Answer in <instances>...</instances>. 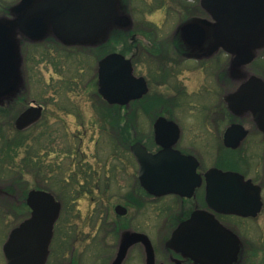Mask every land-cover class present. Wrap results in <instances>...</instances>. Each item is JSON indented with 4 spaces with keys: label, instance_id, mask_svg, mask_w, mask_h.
I'll return each mask as SVG.
<instances>
[{
    "label": "rangeland",
    "instance_id": "rangeland-1",
    "mask_svg": "<svg viewBox=\"0 0 264 264\" xmlns=\"http://www.w3.org/2000/svg\"><path fill=\"white\" fill-rule=\"evenodd\" d=\"M19 1L0 0V21L3 20L1 16L3 11L7 8L12 10ZM194 2L198 4L199 0H124L125 15L128 14L127 17L136 23L138 28L136 36L140 41V47L136 50L130 49L131 41L126 39L125 46L129 48V53L132 50L145 53L159 52L157 45L153 43L154 39L162 40L167 48L169 47L170 52L174 51L170 39L178 27L196 17H207V13L201 7L198 12L187 10L186 5H196ZM18 44L19 48L23 47L21 53L24 56L25 66L21 73L24 74L25 85L21 95L14 98L15 101L6 103L10 107L8 114L3 116L2 122L6 129L10 126L11 129L18 131L15 120L30 105L43 104L45 111L44 118L36 125L37 127L33 126L26 130L27 134L33 133L28 135L24 143L29 145L27 147L30 149L22 146L16 164L9 165L10 168L0 166V264H6L3 245L11 230L30 215L27 205L24 202L21 205L22 199L27 198L29 191L44 188V190L50 188L49 191L55 192L64 202V210L57 223L55 239L51 247L52 257H56L67 248L65 259L67 263L74 251V264H110L116 255L121 236L116 238L111 234L105 236L106 232L102 228L104 213L101 212L99 217V205L91 200V196L84 193V189L88 186L80 184H87L82 174L88 173L92 178L95 171H100L102 180H105L102 181L103 187L106 183L111 186L106 193L107 206L112 209L108 221L111 222L115 218V205L121 203L126 205L125 197L132 195L130 206H127L129 215L122 219L123 225L133 231L148 233L157 245V239L163 232L162 221L165 216L161 214L162 210L169 207L176 211L174 200L167 198L153 204L152 199L148 198L141 188L137 189L138 194L135 195L132 176L135 175L138 167L129 153L123 155L124 163L121 164L126 168L120 167L117 172L115 171L116 165L120 163L114 156V130L108 127L109 125L103 126L101 112L103 106H99L102 104L96 96L98 60L105 52L124 53L121 50L123 47L121 48L115 40L108 42L105 49L97 50L87 49L86 44L78 46L80 48H68L52 43L25 44L21 37H18ZM129 53L126 55L129 56ZM138 58L141 60L138 73L145 77L152 74L147 55ZM225 58L223 56L221 59L224 63ZM142 61H145L144 64ZM261 61L264 63V58ZM256 68H261L260 63ZM220 69L221 66L215 64L213 60L182 61V83L185 86L182 108L171 104L169 114L182 122V130L187 138L190 137L189 133H195L201 138L196 148L202 157L204 169L224 165L225 168L229 166L246 171L249 177L264 181V146L258 151L246 155L239 154L235 156V160L228 161L227 155L222 156L224 151L223 148L220 149V141L214 139L215 125L212 122L216 110L214 107L220 106L224 93L221 85H217L216 82L215 74L220 72ZM18 84L20 77L17 86ZM156 92L164 93V97L170 94L166 88L156 89ZM144 106V108H134L131 114H134V118L131 116L129 119L134 129V138L130 140L129 146L136 141H142L147 145L151 143L152 130L148 116L152 110ZM161 108L159 106L154 111L157 112ZM109 109L112 112L115 110ZM119 111L126 125L125 122L129 120H125L124 116L128 110L119 108ZM224 125L221 123V131ZM33 137L36 143L31 148ZM189 141L188 139L187 142ZM249 142L250 140L247 141L248 144ZM28 151L32 152V158L27 162V166L21 165V160L24 162ZM79 160H82L81 164L78 163ZM11 178L19 182V188H17L18 193L8 195L3 191V185L9 184ZM71 178L75 180L73 186L65 182ZM94 195H98V192ZM260 221L262 230L259 231L252 224V230L248 234L252 244L261 243L260 247L253 245L254 247L251 248L250 264H264V215ZM169 232L170 230L166 232L167 236ZM66 236L71 239L69 245L62 243V239ZM108 252H110L109 257L105 256ZM49 264L54 263L51 261ZM124 264H146L142 248L136 246L132 249L131 258Z\"/></svg>",
    "mask_w": 264,
    "mask_h": 264
},
{
    "label": "flooded vegetation",
    "instance_id": "flooded-vegetation-1",
    "mask_svg": "<svg viewBox=\"0 0 264 264\" xmlns=\"http://www.w3.org/2000/svg\"><path fill=\"white\" fill-rule=\"evenodd\" d=\"M62 1L63 0H35L34 5L29 10L21 14L20 20L21 22H27L34 15L44 17L46 23H48L46 34L41 39L34 40L29 38L19 30L15 32L16 38H23L25 44H27L28 42L35 44L47 43L48 45L52 43L68 48H74L86 44L88 45L86 48L89 50L105 49L108 42L115 40L117 44H120L121 48L123 47V49L121 50L125 54L117 51H111L109 53L105 52L104 55L98 60L96 82L98 89L100 61L112 53H119L124 55L126 59H129L132 63L134 76L145 79L148 91L140 99L132 100L127 105L117 104L110 106H117L119 108L127 109L128 112L124 116L125 120H129L130 117L133 116H130V114H132L134 108H140L141 106L147 105L152 110L151 114L148 116V119L151 121L152 130L151 143L147 145L142 141L136 142H141L142 144H144L147 150L153 155L159 153L163 149L162 144H160L156 140V122L161 117L176 122L180 128V133L176 137V134L172 131L164 132V135L166 136V141L164 143L171 145L172 149L175 151H179L182 156L184 155L195 157L199 163L197 167V174L200 175L201 181L199 186H196L190 195L187 194V187L190 186L193 182L187 181V166L186 164L182 163V195L170 193L162 196H157L155 194L149 193L142 186L141 180L139 178L140 167L136 160V157L132 154L131 151V146L136 142H134L129 147V154L132 155V158L138 167L137 172L132 176V187L135 195L138 194L137 189L141 188L145 195H147L148 198L152 199L153 204L159 203L163 199L171 198L174 200L173 205H176L177 208L176 211L175 209L171 210V208L169 207L166 208V210H162L161 214L165 216L162 221L163 232L157 239V245L155 244L154 239L150 237L148 233L133 231L129 227H125L123 225L122 219L127 218L129 215L128 207L130 206L132 195H127V197H125L124 203L126 205H123L122 203L115 205V218L113 219V221L109 222L108 218L112 209L111 207L107 206L108 204L106 203V193H108V191L110 190L109 188H111L110 184L106 183V186H102V183L105 180H102L100 171H95V173L92 175V178L88 173H81L85 177L84 180L87 182V184H80L82 186H88L86 189H84V193L91 196V200L94 203L97 202V204L99 205V217H101V212L104 213L102 228H104L106 232L105 236L111 234L115 236V238L117 236H121L122 239V236L125 232L144 233L150 238L152 242L155 251L156 264H195L192 259L187 258L182 253L168 247L167 242L181 224L191 220L196 211L203 210L209 215L213 216V219L217 222V224L212 223L213 227L211 236L214 249V258L216 259V261L219 264H250V250L256 244L251 243L252 241L248 238V234H250L249 232H251L252 230V224L259 231L262 230V222L260 221V219L264 215V181L255 180L249 177L246 171L231 168L229 166L228 168H225L224 165H221L220 167L213 166L204 169L202 164V157L200 156L196 148V144L199 140H201V138L195 133H189L190 137L187 138L186 134H184L185 132H183L182 130V122L177 121L175 118H172L169 114V109L171 107V104L179 105L182 108V98L185 95V86L182 83V61L190 60L202 62L213 60L215 64H219L221 66L220 72L218 71V73L215 75L217 85H221V88L224 92L221 97V104H219L220 106L214 107L216 108V110L214 111V120L212 121L215 125V132L213 134L214 139L220 141V149L223 148L222 151H224V153H222V156L227 155V160L231 161L235 160V156L239 154L246 155L250 152L260 150L262 148L261 146H264V86L262 84L264 83V65H262L264 63L261 61V59L264 58V18L261 21V23L263 24L257 32L245 31L237 34L233 31L224 29L219 24V22L215 20L214 17L203 7L202 0H199L198 4L194 2V4L196 5H186V7L187 10L192 9L194 12H198L200 10L199 7H201L207 13V17H196L193 20L200 21L202 19H208L212 22L209 25L200 23L206 31V42L202 47H191L186 44L183 39L182 28L187 23H182V25L178 27V30L175 31V34L170 39L172 40L171 44L173 43L174 51L170 52L168 50L169 47L167 48L165 42H163L162 40L154 39L153 43L157 45V49L160 50L159 52L147 51L145 53L140 51L134 52L132 50V52L129 53V48L125 46V44L123 43V39H129L131 41L130 49L136 50L140 47V41L136 36V32L138 31L136 23L134 22V20L127 17L129 16L128 14L127 16L125 15L126 4L124 3V0H86L88 7H91L92 4L95 5V2H97L99 4V13L97 15L96 12H90V10H88L87 8L85 9L88 12L84 14L83 23H88V31L84 32L83 35L79 33L70 34L64 32L63 30L58 28V23L62 22L55 19V14L43 13L44 9H46L47 7H52L55 3L61 4ZM107 4L110 8V14L108 18L106 14ZM262 9L264 10V0ZM1 16L3 20L6 21H10L16 18V15L10 8L5 9ZM96 16L98 17V19L96 18ZM124 16L128 18V21H126V23H124L125 20H123ZM214 44L219 45L218 51L214 55L209 56L208 52ZM22 48H19L20 84H18V86L16 85L12 91L4 96L2 100H0V104L2 105L15 101L14 98H16L18 95H21V90H23L24 88L25 79L23 76L24 74H22L21 71L24 69L25 60L24 56L22 55L23 53H21ZM128 53L129 56L126 55ZM144 55H147L148 57V64L152 72V74L148 75L147 77L141 75L137 71L139 63H141V60L138 57ZM220 55L226 57L225 63L221 60L223 59V56ZM144 62L145 61H142L143 64ZM258 63H260L261 65V68L259 69L256 68V65ZM161 88H166V90H168L170 94L164 97V93H157L156 89ZM96 96L99 98V102L102 104L99 106L108 104L105 99H103V97L99 94V92ZM36 105L43 107V116L40 120L41 122L44 118L45 105ZM159 106L162 107L161 110L155 112V108H158ZM129 108H131L132 110H129ZM257 112L259 113V115L256 114ZM256 116L259 120L256 119ZM221 123L225 124L223 131H221ZM235 124L241 125L246 131V134L236 147H230L226 144V134L227 131ZM238 135L239 133H233L232 135H230L231 140L229 141V143L235 144V137ZM115 136L117 138H121L123 136V133H115ZM188 139L190 140L189 142H187ZM248 140H250L249 144L247 143ZM114 145H118L119 147H121L122 142L117 140L115 141ZM119 147L114 149V156L120 163V165H116L115 167L116 172L120 169V167L126 168V166L121 165L122 163H124V159L123 151ZM81 162L82 160L78 161V163L80 164ZM211 169H217L219 171H222L223 173H239L244 177L245 181L234 179L228 181H215L214 183H216L217 186H215L212 191H209L206 175ZM73 174H75V172ZM78 175L80 174L78 173ZM65 182H68L72 186L75 185V180H72V178L71 180H65ZM91 182L93 183L91 184ZM235 184H238V188L234 187ZM152 185L168 186L170 184L166 182L158 183V181H153ZM95 192H98V195H94ZM209 198L213 199L217 203V209L210 207L208 201ZM56 199L61 203V217L64 210V202L57 196ZM252 200L254 201L253 204H251ZM23 202L27 205L28 209H30L27 204V199L23 198L21 205H23ZM257 205L260 206V209L255 215H253L252 211L257 208ZM118 206H122L124 210L120 209L121 211L118 212ZM224 209H230L238 212L228 213L224 212ZM59 219L57 220L54 227V237L52 240V244L55 239L57 223ZM208 222L206 220H199L196 223V227H206ZM169 230L170 232L167 236L166 232ZM228 231L237 236L239 240V243L237 244V260L233 262H231L230 259L234 255L233 252L236 249V243L234 242V239L229 236ZM121 239L117 246L116 255L114 256L111 263L117 256ZM70 242L71 239H69L68 236L62 239V243H64V245H69ZM260 244L261 243H258L256 246L260 247ZM72 246L74 249V245ZM136 246H140L142 248L146 263L145 248L142 244H136L132 246L124 263L126 262V260L131 258L132 249H134ZM66 249L67 248L63 249L62 252H60L56 257L53 258L52 249L50 248V255L47 264H49L51 261H53L54 264H74V251H72L70 256L71 259L67 263L65 260L67 257ZM109 255L110 252L106 253L105 256L109 257Z\"/></svg>",
    "mask_w": 264,
    "mask_h": 264
},
{
    "label": "water",
    "instance_id": "water-1",
    "mask_svg": "<svg viewBox=\"0 0 264 264\" xmlns=\"http://www.w3.org/2000/svg\"><path fill=\"white\" fill-rule=\"evenodd\" d=\"M35 0H21L12 11L16 18L10 21H0V100L4 98L17 85L19 75V44L15 32L22 31L29 38L41 39L48 29L45 18L34 15L27 22H21V14L34 5ZM203 7L226 30L235 33L245 31L257 32L263 23V0H202ZM99 13V4L95 2L91 7L86 0H63L61 4L55 3L52 7L44 9V14H55V19L61 21L58 28L70 34L81 35L88 31V23H83L85 9ZM107 18L110 8L107 4ZM98 19V17L96 16ZM123 20L128 21L127 17ZM209 25L208 19L192 20L183 26V39L188 46L202 47L206 42L205 28L200 24ZM97 30V29H96ZM218 44H214L208 54L214 55L218 51ZM250 61V60H249ZM264 86V83H262ZM99 94L112 105H127L132 100L140 99L147 93L148 87L144 78L135 77L133 66L129 59L119 53H112L100 61L99 64ZM243 89V88H242ZM241 89V92H242ZM259 115V113H256ZM43 116V107L30 105L16 119L17 130L24 131L36 125ZM256 119L258 117L256 116ZM259 120V119H258ZM156 140L162 144L163 149L153 155L142 143H135L131 151L139 163V178L142 186L151 194L162 196L170 193L182 195V163L187 166V181L193 182L187 187V194H191L199 186L201 177L197 174L198 160L193 156H182L179 151L172 149L171 145L164 143V132L180 133L178 124L161 117L155 124ZM239 133L235 137V144L229 143L230 135ZM246 131L241 125L232 126L226 134V144L236 147L244 138ZM207 176L209 191L217 186L215 181L240 180L245 181L239 173H223L211 169ZM153 181L166 182L168 186H153ZM249 185V184H248ZM251 185V184H250ZM252 186V185H251ZM238 188V184H235ZM253 187V186H252ZM211 208L217 209V203L209 198ZM253 200L251 204H253ZM27 204L31 208V216L15 227L9 234L3 246V253L7 264H46L50 255V245L54 236V227L61 213V203L54 194L42 189H33L27 196ZM258 204V203H256ZM124 210L122 206L117 211ZM260 209L252 211L255 215ZM224 212H238L224 209ZM199 220L208 222L206 227H196ZM217 224L213 216L203 210L196 211L192 219L181 224L170 240L168 247L192 259L195 264H219L214 258L212 227ZM234 239L236 249L230 259L237 260V236L229 232ZM136 244H142L146 253V264H156L155 251L150 238L139 232H125L122 236L116 258L111 264H123L129 250Z\"/></svg>",
    "mask_w": 264,
    "mask_h": 264
},
{
    "label": "trees",
    "instance_id": "trees-1",
    "mask_svg": "<svg viewBox=\"0 0 264 264\" xmlns=\"http://www.w3.org/2000/svg\"><path fill=\"white\" fill-rule=\"evenodd\" d=\"M123 43H127L126 39L123 40ZM10 104V103H9ZM1 105L0 106V166H8V168H10L11 164H16V158L18 157V153L20 151V149L22 148V146L27 149H30V147H27L29 145L24 144L26 142V140L28 139V135H32L31 134H27L28 132L24 131V132H20V131H15L13 129L10 128L9 129L7 127L4 126L3 122H2V118L3 116L8 114V107H10V105ZM145 106H141L140 108H144ZM147 107V105H146ZM109 108H114V112L111 111V109ZM101 111L103 113L102 115V124L103 126L109 125L108 127H111V129L114 130V140L117 141H121L122 142V146L119 147L118 145H114V148H121L123 151V155H125V153H129V142L132 138H134L133 134H134V129L132 128L131 125V121L129 120L128 122H125L126 125H124L123 123V116L121 115L120 111H119V107L117 106H110V105H105L102 107ZM133 113V112H132ZM134 115V114H133ZM131 116V114H130ZM37 127V126H36ZM121 132L123 133V136L121 138H117L115 136V133ZM27 135V136H26ZM36 143L35 138L33 137V145H30L31 148L32 146L34 147V144ZM30 158H32V152L28 151L26 158L23 160H21V165H26L27 166V162H30ZM11 182H9V184L7 185H3V191L10 195L12 193L17 192V188L18 187V181L17 180H13V178L10 179ZM20 181V180H19ZM44 187V186H43ZM48 187V186H46ZM49 188V187H48ZM45 189V188H44ZM46 190H48L46 188ZM50 190V188H49ZM48 190V191H49ZM51 191V190H50ZM18 193V192H17ZM55 195L56 193L53 192ZM23 196V195H21ZM19 196V197H21ZM57 196V195H56ZM22 198V197H21ZM23 200V199H22Z\"/></svg>",
    "mask_w": 264,
    "mask_h": 264
}]
</instances>
